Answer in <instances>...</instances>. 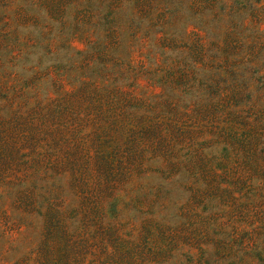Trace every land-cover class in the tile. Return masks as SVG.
Returning <instances> with one entry per match:
<instances>
[{
  "label": "rangeland",
  "instance_id": "rangeland-1",
  "mask_svg": "<svg viewBox=\"0 0 264 264\" xmlns=\"http://www.w3.org/2000/svg\"><path fill=\"white\" fill-rule=\"evenodd\" d=\"M0 264H264V0H0Z\"/></svg>",
  "mask_w": 264,
  "mask_h": 264
}]
</instances>
